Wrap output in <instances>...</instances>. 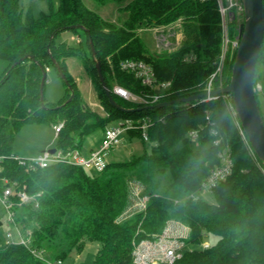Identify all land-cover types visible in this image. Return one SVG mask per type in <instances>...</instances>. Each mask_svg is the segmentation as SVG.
I'll return each instance as SVG.
<instances>
[{
    "label": "trees",
    "instance_id": "obj_1",
    "mask_svg": "<svg viewBox=\"0 0 264 264\" xmlns=\"http://www.w3.org/2000/svg\"><path fill=\"white\" fill-rule=\"evenodd\" d=\"M48 1V12L34 16L28 11L23 16L21 0H0V62L5 64L0 73V157H4L0 160V177L36 197L37 207L28 204L15 208L18 220L31 232L32 247L44 252L59 247L61 251L54 258L64 262L72 251L81 253L88 242H95L99 248L93 264H132L134 245L153 240L168 221L176 220L190 229L186 241L190 248L174 264H264L263 165L247 138L240 135L221 95L208 102L202 98L157 106L206 92L223 50L222 18L216 0H92L98 6L125 4L119 9L126 14L120 24L103 19L82 0H59L57 8ZM244 21L242 15L229 22L231 41L238 37ZM176 24L184 39L170 53L151 52L139 35L142 29ZM79 30L86 35L87 47L81 41L76 48L67 47L58 40L64 32L77 34ZM235 56L236 50L229 44L223 70L213 81L214 91L230 84ZM71 57L79 58L86 72L93 75L106 117L83 104L65 64ZM53 59L65 75V80L61 78L65 96L57 104L47 102L44 88L43 107V70L55 69ZM124 60L144 61L153 67L158 82L170 83L159 102L133 103L112 92L119 85L136 95L153 93L133 74L120 69ZM97 63L114 101L123 110L109 103ZM258 82L264 99V42L254 87ZM261 96L256 92L264 120ZM112 120H148L149 142L143 141L138 130L128 134L149 143L150 151L130 161L110 162L94 174L67 163L35 170L12 158L15 137L27 124L53 127L63 123L54 148L68 151L81 150L85 138L98 130L104 132ZM192 130L199 131L198 149L192 148L188 138ZM213 130L216 135L211 134ZM75 133L82 136L77 143ZM226 149L233 160L232 174L211 192L214 203L197 198L202 183L221 164L220 154ZM133 181L145 187L147 205L120 221ZM213 238L217 241H209ZM204 241L211 243L210 249L199 248ZM0 264L50 263L23 245L0 243Z\"/></svg>",
    "mask_w": 264,
    "mask_h": 264
},
{
    "label": "built area",
    "instance_id": "obj_2",
    "mask_svg": "<svg viewBox=\"0 0 264 264\" xmlns=\"http://www.w3.org/2000/svg\"><path fill=\"white\" fill-rule=\"evenodd\" d=\"M200 1L204 2L210 0ZM216 2L222 18L223 50L219 66L208 81L206 87L207 93H210L213 90V81L223 70L227 47L231 44L232 50L237 51L240 43L239 35L233 41L229 39V22L237 17L242 15L244 16L242 0H216ZM159 30H162V28H159ZM120 69L124 72L133 74L143 86L148 87L153 91L150 95L141 96L134 94L122 86L115 85L112 92L126 101L152 105L159 102V100L162 99L171 87L170 83L158 82L153 67L144 61L124 60L120 63ZM255 92H257L256 87ZM221 97L225 101L228 111L234 116L240 135L244 140H246L236 116L232 96L230 94H223ZM215 99H217V96L209 95L203 98V101L208 102ZM207 119L209 120V117ZM63 126V123L53 126L56 137L60 133ZM149 126L148 120L137 122L131 120L119 121L116 125L107 128L103 132V138L100 146L98 149L91 151L88 155L82 154L77 148L68 151H62L55 148L54 153L50 151L54 148H51L45 149L33 159L21 158L16 155L12 156V158L18 161L19 164L35 170L45 169L55 164L67 163L82 167L91 174L99 173L102 172L110 163L108 160L110 151L114 149L120 143L121 138L126 134L128 135L130 131H140L143 141L149 142ZM211 134L216 135L217 131L213 130ZM188 138L192 143H197L199 139V131H190L188 133ZM218 143L219 140L214 142L215 145ZM3 158L4 157H0V160ZM220 159L221 164L204 180L201 185V189L196 196L197 198H200L199 195H201L202 191L211 193L215 188L224 183L232 174L233 160L230 151L228 149L224 150L220 154ZM1 171L2 167L0 166V174ZM147 201L148 197L145 195L142 198L141 203L137 204L136 209L134 208L133 211H131L130 208L127 207L119 220L124 221L133 214L144 210L146 208ZM28 204H32L34 207H37L38 204L36 197L30 196L24 190H19L15 184L0 177V205L4 211L3 217H5L0 219V226H3L5 222L8 226L12 225L14 227V231L8 230L5 232L4 243L23 245L30 249L34 256L53 264L46 259L44 251H40L32 247L31 232L24 229L23 223L18 220L15 208ZM0 217L2 216L0 215ZM189 234L190 229L182 222L176 220L168 221L166 227L159 236L155 237L153 240H143L134 245L132 264H174L182 258L184 251L190 248V246L186 244L187 239H189ZM210 247L211 243L209 241H204L201 245H199V248L203 250L210 249ZM56 264H62V261H57Z\"/></svg>",
    "mask_w": 264,
    "mask_h": 264
},
{
    "label": "rangeland",
    "instance_id": "obj_3",
    "mask_svg": "<svg viewBox=\"0 0 264 264\" xmlns=\"http://www.w3.org/2000/svg\"><path fill=\"white\" fill-rule=\"evenodd\" d=\"M84 4L97 12L103 19L109 22L120 24L125 19L126 14L121 13L119 9L125 4H117L110 2L105 6H98L92 0H82ZM54 8L58 7L59 0H52ZM21 6L23 10V16L31 11L34 16H39L41 12H48L50 9V3L48 0H21ZM239 21H242L241 18ZM179 24L174 26H168L167 28L158 29H142L139 30V35L147 48L153 53L173 52L178 49L184 39L183 33L178 29ZM59 41L64 42L67 47L76 48L81 42L84 46L86 44V35L82 30H79L77 34L71 32L62 33ZM81 41V42H80ZM228 48V47H227ZM81 60L76 57L66 59L65 64L67 66L69 75L74 78L77 88L82 96V101L91 111L100 115V117H106L107 112L104 110L101 100L98 96V90L95 84L93 75L86 72ZM5 64L0 62V73L2 72ZM257 93H262V85L260 82L256 84ZM65 96L64 82L59 76L58 72L51 68L47 72V81L45 85V99L47 102L57 104ZM261 98L262 105L264 104L263 96ZM119 121H110L105 126V130L109 127L116 125ZM79 133L73 134L74 140L77 143ZM102 137V130H98L85 138L83 141L84 147L97 146ZM55 140V132L53 127L47 124H27L18 132L15 137L14 153L20 157L27 159H33L37 157L42 151L46 149V146ZM55 146V142L53 143ZM83 147V148H84ZM193 149H198V145L192 144ZM151 145L149 143L143 144L138 139L129 137V134L124 135L121 138L120 143L110 151L108 155L109 162L130 161L134 156H139L145 151L149 152ZM89 172V171H88ZM90 173V172H89ZM145 187L139 182H131L129 185V202L128 207L131 211L137 207L138 203H141L142 198L145 196ZM199 197L208 202L214 203L215 199L212 193L202 191ZM3 208L0 205V219L3 217ZM22 210H20V213ZM14 231L12 225L8 226L5 222L3 226H0V243H4V237L6 231ZM211 242L217 241V238L209 240ZM99 244L95 242H88L81 253L72 251L66 260L62 264H93ZM194 248V247H192ZM61 251L59 247H53L45 251L44 256L48 261L53 264L57 263L54 257ZM43 256V257H44Z\"/></svg>",
    "mask_w": 264,
    "mask_h": 264
},
{
    "label": "water",
    "instance_id": "obj_4",
    "mask_svg": "<svg viewBox=\"0 0 264 264\" xmlns=\"http://www.w3.org/2000/svg\"><path fill=\"white\" fill-rule=\"evenodd\" d=\"M242 3L244 7L245 21L240 25V43L236 51L230 84L218 91L212 90L210 93L205 92L180 100L163 102L157 106L159 108H163L166 106L179 105L182 103L199 100L209 95L219 96L223 94H231L236 116L242 132L247 138L253 153L262 162L264 169V120L256 99L254 87L257 61L259 59L261 47L264 42V3L263 0H242ZM71 28H75V26H72ZM53 63L61 78L65 80V75L61 72L58 63H56L54 59ZM96 68L101 85L105 95L109 100V103L115 108H120L114 101L111 91L107 87L99 63H97ZM47 72L48 69L43 70V77L41 81L40 99L43 107H45L44 88L47 81ZM66 84L70 88L69 83L66 82ZM72 98L73 94L67 102H70ZM50 151L54 153L55 148L51 149Z\"/></svg>",
    "mask_w": 264,
    "mask_h": 264
},
{
    "label": "crops",
    "instance_id": "obj_5",
    "mask_svg": "<svg viewBox=\"0 0 264 264\" xmlns=\"http://www.w3.org/2000/svg\"><path fill=\"white\" fill-rule=\"evenodd\" d=\"M56 136H55V140H53L50 144H48L47 146H46V149H51V148H54V145H53V143L56 141ZM102 138H103V131H102V137H101V139H100V141H99V143H98V145L95 147V146H90V147H82V149L80 150L81 151V153L82 154H84V155H88L89 153H91V151H94V150H96V149H98V147L100 146V144H101V141H102ZM16 156H18V157H20L18 154H15ZM21 158H24V157H21Z\"/></svg>",
    "mask_w": 264,
    "mask_h": 264
}]
</instances>
